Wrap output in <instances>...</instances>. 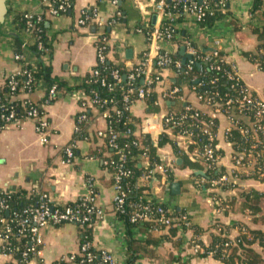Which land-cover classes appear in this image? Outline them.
Returning a JSON list of instances; mask_svg holds the SVG:
<instances>
[{
  "label": "crops",
  "instance_id": "obj_1",
  "mask_svg": "<svg viewBox=\"0 0 264 264\" xmlns=\"http://www.w3.org/2000/svg\"><path fill=\"white\" fill-rule=\"evenodd\" d=\"M156 0H74L71 9L55 17L45 13L43 0H5L7 14L0 27V85L4 79L18 70V63L13 58L16 43L30 62H38L49 66L50 76L61 80L64 88L52 102L45 107L46 118L49 122L47 142L40 141L34 130V123L23 120L18 125L0 127V189H20L25 192V198L37 199L45 195L53 205L73 203L89 194L88 181L94 191L92 204L102 211L101 216L92 227L91 243L94 248L107 251L112 257V264H123L125 244L123 227L112 209L114 194L110 173L102 166V139L96 132L104 131L106 120L95 108L89 109L91 121L87 127V138L77 140L75 154L69 164L62 163L63 148L73 138L76 127V117L82 110V102L86 96L78 91V86L84 77L96 64L95 42L99 37L107 38V60L123 63L133 67L141 61L143 53L150 50L154 56L157 52L177 55L181 64L191 58L188 49L183 46V40L188 39L195 49L210 50L213 40L220 41V50L226 64L235 68L240 81L247 89L264 101V70L258 63L250 60L246 53L257 50V39L251 32L252 27L264 24L261 10L251 14L253 0H230L228 10L237 25L231 24L230 18L223 19L209 28L193 22L190 17L175 22L176 35L173 42L158 43L157 50L149 46L147 35L143 28H151L156 22L152 6ZM96 8L100 21L111 17L115 24L111 27L91 24L86 27L76 26V20L81 11ZM119 14H116V13ZM24 13L43 14L45 20L48 48L36 56L30 50L32 44L30 35L18 26L15 19ZM120 15L121 20L117 17ZM143 25V26H142ZM142 29L141 32L138 30ZM105 31L108 36L105 35ZM24 45V46H23ZM185 58V62L182 60ZM161 83L153 88L156 96V111H150L145 100L133 102L129 114L137 123L135 134L141 132V123H148L147 134L155 139L160 134L162 117L170 112H178L185 105L208 116L213 110L199 101L188 86H177L176 74L170 69L161 70ZM177 88L180 99H164L163 91ZM45 85L38 83L30 98L42 103ZM215 138L220 149L218 170L229 172L231 167L232 144L225 137V130L230 126L224 116L217 114ZM168 133V132H167ZM173 138L172 135H169ZM176 136H174L175 138ZM173 138V139H174ZM180 147H186V138H176ZM163 165L169 167L173 179L164 183V175L158 186L157 196L173 213L181 211L188 222L201 228L208 227L216 218L220 223L234 225L240 223L248 227H256L250 222L246 212H242L237 191L240 189L264 190V182L253 179L231 180L236 188L224 190L214 189L215 194L235 201L227 214H218L204 185L200 184L196 174L188 167L180 166L182 159L175 155L171 146L163 145L156 150ZM179 159V162H176ZM140 182V181H139ZM32 195V197H30ZM264 230V225L260 226ZM143 225L133 230L134 236L143 238L149 231L141 230ZM77 226L64 223L61 225H45L41 229L42 245L40 256L44 264H51L68 253L77 251L79 235ZM236 234V229L230 230ZM152 234L159 236L160 232ZM180 243L174 246L159 236L153 246L157 257L154 261L147 257H139L137 264H166L169 256H179L186 264H223L213 257L199 258L191 252L189 241L190 230L178 228ZM203 241L206 236H202ZM94 264V263H93ZM174 264V263H171ZM177 264V263H176Z\"/></svg>",
  "mask_w": 264,
  "mask_h": 264
},
{
  "label": "trees",
  "instance_id": "obj_2",
  "mask_svg": "<svg viewBox=\"0 0 264 264\" xmlns=\"http://www.w3.org/2000/svg\"><path fill=\"white\" fill-rule=\"evenodd\" d=\"M73 1L74 0H68V7L63 13L71 9ZM219 2L221 1L212 0L208 4L207 8L204 9V15L200 21V25L209 27L224 18H230L232 26L237 29L236 22L228 10L230 0H223L224 4L222 7L218 4ZM51 6H55V4L52 3ZM222 9L223 11H220ZM259 10H261L262 19L264 21V0H253L251 14H254L255 11ZM182 18V14L177 17L178 20ZM15 19H17L20 28L25 26L23 14L18 15ZM117 19L118 21L121 20L120 15ZM32 23L34 24L33 32L34 34L36 33L39 38L35 40V43H32L29 48L37 56L42 54L43 51L36 50V43L40 42L43 48H48V39L45 34V20L33 21ZM148 29L150 28H143L144 31ZM251 32L256 36L258 42L257 49H264V24L252 27ZM105 35L108 36L106 31ZM16 46L15 51H20L21 48L19 47V43H16ZM209 51L210 50L207 49L204 51L196 49V52L198 53L197 55H204ZM246 56H248L250 60L256 61L259 68L264 70V53H246ZM170 57L172 60L177 59L180 61V58L177 55H170ZM210 66H218V69L211 68ZM28 67L29 66H25V68L29 69ZM134 67L135 66L126 67L123 63H115L106 59L102 64L96 67L98 71L97 77H93L88 73L82 82L75 88L84 90V93L90 98L94 96H97L100 99L112 98L114 105L119 109L120 104L118 102L121 94L125 89L130 86H136L139 82L138 80L132 82L126 78H121V81L117 82L111 78L110 73L113 70H117L121 76L125 75L126 77ZM165 68H170L176 74L177 86L185 84L190 89L194 88V94L207 92L213 97L210 107L215 108L217 106L223 110L224 113L226 111V115L232 117L235 125L231 127L225 137L232 144L234 149L249 150L252 148L253 141L250 137H245L244 131L251 123L253 124L254 120L251 111L244 110L243 112H238L240 106L237 104V100L241 97V94L238 85L227 78L226 72L229 70V65L222 64V62L218 61V58L208 57L206 61H202L197 59L196 56H191V58L184 64H181L179 68L175 67L173 63H169ZM31 75L34 85L41 81L44 82L46 88L55 85L58 90L57 94L64 90V88H67L63 81L51 77L49 66L42 63L35 65ZM14 78L20 81L23 79L20 75H16ZM100 80H103L106 85L110 84L111 89H108L107 86H100ZM212 80L213 82H211ZM7 81L8 79L5 78L0 85V96L4 101L8 100L9 97ZM144 93L145 97L143 100L148 104L150 111H156L157 107L154 103L156 96L152 91V87L144 88ZM226 100H230L231 104L229 108L225 109L224 102ZM34 103L37 105L41 104L37 102ZM8 104L14 106L17 117L23 116V108L18 100L10 101ZM96 108L99 111L107 109L109 110L110 115L107 120L109 121L111 134L106 133V136H102L101 138L103 151L105 152L103 157L100 156L102 166L110 173L112 182L114 177L113 174H115V169L118 163L121 164L122 171L128 172L126 176H121L119 180V183L125 192L126 212L131 211L132 208H135L138 204L141 205V209L147 207L150 212V218L142 223L143 228L141 230L145 231L146 228H149V231H146L147 234L143 238L134 236L133 230L139 228V226H135V224L128 221V213L117 214L123 227V239L125 244V257L123 264H137L136 262L141 256H145L154 261L157 258L155 257L157 254L153 250V246L157 243L159 236L167 241H171L174 246L179 245L180 237L178 236V227L174 225L177 222L171 221L170 224L166 226L164 222L158 218H160V216L167 218L169 214L166 212L163 214L156 212L158 207L157 204L153 201H147L144 198V196L149 195L152 191H155L158 188L162 175L156 173L153 177L149 178L147 183L140 184L139 179L141 176L145 175L149 169V166L141 161V157L145 154L149 163H158L159 157L156 154L157 148L163 145H169L171 146L173 153L182 159L180 166L188 167L193 171L197 169L201 170L202 164L194 158L193 150H200L204 144V136H202L198 127H208L210 119L208 118V115L201 112L195 117L193 115L195 109L186 111V117L183 120L182 127L192 131L196 143L189 144L186 147H180L174 138L179 129L178 127L172 126L168 131H163L158 134L154 145L153 139L149 134H135L134 125L127 123V119L135 120L131 115H128V113H125L120 117L115 116V113L110 110V104L105 106H99L96 104ZM89 111V109L84 111V115L86 116L85 120L76 122L78 129L73 134L76 141L87 138V127L91 121V114ZM184 111L185 107H182L180 111L170 113L177 117ZM212 123L213 125H210V130L212 133H215L217 120L212 119ZM258 123H263V121L259 120ZM112 133L115 134L114 139H112V142L116 145L115 148L107 145V141L111 138ZM125 133L126 135H124ZM169 135H172L174 139ZM256 138L258 140L257 146L253 151H260L264 146L261 134L256 132ZM213 143L217 145L216 138ZM73 153L75 154V149L73 150ZM214 153L218 157L221 156L220 149L217 147H215ZM120 157L123 159L122 163L119 161ZM105 161L107 163L106 165H104ZM263 163L264 159L261 157L254 163V167L251 169L246 171H236L235 175L237 176V179H253L259 182H264V176H260V171L264 167ZM222 173L223 171H219L217 165L213 171H206L204 176L207 179H211L220 176ZM164 178V183L173 179L169 168H166ZM204 187L209 190V195L212 197L214 208L219 211L218 214H227L235 199L227 197H224V199H218L219 197L215 194L214 189L210 188L208 184L204 185ZM228 188H236V183L230 181L223 186V189ZM30 197H32V195ZM237 197L242 212L247 213L250 222L256 227H248L240 223L227 225L220 223L217 218L206 228H201L190 223L185 225L181 222L179 228L191 231L189 246L196 248L195 253H193L195 257H213L223 264H264V230L260 227L264 225V190L240 189L237 191ZM0 199H2L7 206L5 210H0V216L6 219H10V213L12 211H16L19 214L21 213L20 217L22 218L23 208L27 205H33L36 202L35 197L26 199L25 192L20 189H0ZM78 201H80V199L75 202ZM67 205H71V203ZM181 215H183L182 212L178 211L173 213L172 216L180 217ZM95 222L96 219L92 217L89 222L84 223L78 229L79 243L83 241L91 242L92 227ZM10 226L19 227L18 219H14L13 222L10 223ZM27 227H32V225ZM154 228L158 230L157 232H160L159 236L152 234L153 232H156L153 231ZM232 228L236 229V234L234 235L230 232ZM203 235L206 236L205 241L202 239ZM94 260L96 261L97 258ZM186 261L188 260H183L179 256H169V258L165 260L166 264H186Z\"/></svg>",
  "mask_w": 264,
  "mask_h": 264
},
{
  "label": "built area",
  "instance_id": "obj_3",
  "mask_svg": "<svg viewBox=\"0 0 264 264\" xmlns=\"http://www.w3.org/2000/svg\"><path fill=\"white\" fill-rule=\"evenodd\" d=\"M113 3L115 0H111ZM212 0H156L152 6V11L154 12L157 22L148 30L145 31L149 46L157 50L158 43L162 42H173L176 29L175 22L177 21V17L182 14V17L185 16L190 17V19L200 24V21L204 15V9L207 8L208 4ZM218 4L222 7L224 2L220 0ZM45 5V13L49 17H55L57 15L62 14L65 9L68 7V0H43ZM52 3L55 6H51ZM180 9V11H179ZM220 11H223L220 10ZM116 14H119L118 12ZM23 18L25 20V26H23L24 31H26L30 37L31 42L35 43V40L39 38V36L33 32L34 24L33 21H40L44 19L43 14H32V13H24ZM227 19V18H224ZM223 20V19H222ZM221 21V20H220ZM219 22V21H218ZM217 23V22H216ZM76 26L78 27H86L91 24L101 25L105 27H111L115 24V18L111 17L104 21H100L97 16L96 8H91L87 10L81 11L79 18L76 20ZM203 28H209L207 26H202ZM139 32L142 29L138 30ZM183 46L188 49V53L190 56H196L197 59L202 61H206L208 57L218 58V61L222 62V64H226L224 60V55L220 50V41L218 39L213 40V46L210 51L204 55H197L196 49L193 47L190 40H183ZM24 46V45H23ZM22 47L20 51H15L13 53L14 60L18 63V70L12 74L7 76V88H8V100H3L0 96V127H4L6 125H18L22 123L23 120H29L34 123V130L39 135L40 141L45 143L47 142L46 136L49 133V122L46 118L45 107L48 106L52 100L57 95V89L55 85H51L49 88L45 89L44 98L40 105L35 104L30 96L34 91L35 87L38 85H34L32 81V71L34 70L37 62H30L26 53L22 52ZM37 51H45L40 42L36 43ZM107 38L105 36L99 37L95 42V51H96V64L93 69L89 71V74L93 77H97L98 71L96 67L102 64L107 59ZM264 53V49H257L256 52L252 54H260ZM256 62V61H254ZM173 63L175 67L179 68L181 66V62L177 59L172 60L170 55L165 52H157L154 56L151 55L150 50L148 52L143 53L142 59L138 62L133 70L125 77L121 76L117 70H113L110 73V76L113 80L119 82L121 78H126L129 81L138 80L139 84L136 86H130L125 89L121 94L119 104L120 108L118 109L116 105H114V101L112 98L109 99H100L97 96L89 97L84 93V90L78 89L79 92L83 93L86 96V100L82 102V110L76 117V122H81L86 119L84 115V111L86 109H97L96 104L99 106H105L110 104V110L115 113V116L120 117L121 115L128 113L129 109L133 102L137 100H143L145 97L144 88H153L161 83V70L165 69V67L169 64ZM257 63V62H256ZM39 64V62H38ZM25 66H29L25 68ZM211 68L218 69V66H210ZM227 78L232 82H235L239 87V92L241 97L237 100V104L240 106L238 112L251 111L253 117V124L251 123L248 128L244 131L245 137H250L252 139V148L249 150L246 149H234L231 155V167L229 168V172L222 173L220 176L207 179L205 176L199 178L200 184H208L212 189L224 190L223 186L226 185L233 179H237L235 175L236 171H246L254 167V163L263 157L264 159V146L260 151H253V149L257 146V138L256 132L260 133L262 136V140L264 143V101L257 96L253 95L247 87L240 81L235 68L229 65V70L226 72ZM20 75L22 76V80L15 79L14 76ZM96 81V79H95ZM213 82V80L211 81ZM44 85V82H39ZM100 86H107L108 89H111L110 84H105L103 80L99 81ZM194 93V88L190 89ZM164 99H180L179 92L177 88L167 89L163 91ZM197 99L201 101L206 107L213 110L212 115L208 116L210 119L208 127H198V130L204 136V144L202 145L200 150H193L194 158L201 162L202 171L204 174L206 171H213L215 166L218 165L219 157L215 155V145L213 141L215 140V133H212L210 130V125H213L212 119H216V115L220 114L225 117L230 126L225 130V136L230 131L231 127L235 125L232 117L226 115L217 106L215 108L210 107L211 101L213 99L207 92L202 94H195ZM18 100L21 107L23 108V116L17 117L15 114V108L13 105L8 104L10 101ZM231 104L230 100H226L224 102L225 109L229 108ZM185 111L180 113L177 117L172 115L171 113L165 114L160 122V132L168 131L172 126L178 127V132L175 135V140L178 143L177 137L186 138L189 144H195L196 140L193 138V133L189 129L182 127L183 120L186 117V111L193 109L189 105H185ZM106 120V128L104 131L96 132V136L102 138V136H106V133L111 134V129L109 127V121L107 118L109 115V110L105 109L100 111ZM200 114V111L194 110L193 115L197 117ZM259 120L263 121V123H258ZM127 123L133 124L135 128H137V123L132 119H127ZM141 132L147 133L149 127L147 121L141 123ZM77 126L75 127V131L77 130ZM126 135V133L124 134ZM115 134L112 133L111 138L108 139L107 145L109 147L115 148L116 145L112 142ZM76 140L74 137L70 140V142L63 148L62 152V163L69 164L71 163L74 154L73 150L75 148ZM179 144V143H178ZM119 161L122 163L123 159L120 157ZM141 161L149 166L147 173L139 179L140 184L147 183L150 177H153L154 174L165 175V171L167 167L162 164V161L159 159L158 163H149L148 158L145 154L142 155ZM106 161L104 165H106ZM264 165V163H263ZM170 169V168H169ZM128 172H124L121 169V164L118 163L115 169V174H113V189L114 194L112 198V209L116 214H125L128 213V221L135 226L143 225V221L150 218V212L147 207L141 209V205L138 204L135 208H132L131 211L126 212L125 208V192L122 186L119 183L121 176H126ZM260 176H264V167L260 171ZM89 194L80 199L78 202H73L71 205H53L49 199L45 195H40L36 202L33 205H27L22 210L23 217L21 218L20 214L16 211H12L10 213V219H6L0 216V264H44L41 260L40 256V247L42 245V234L41 229L45 225H61L64 223H70L77 228H80L84 223L89 222L92 217L96 220L101 216L102 211L96 209L92 204V199L94 195V191L92 188V184L88 181ZM157 190L152 191L149 195L144 196L147 201H153L157 204L156 212L163 214L164 212L168 213L169 216L166 218L164 216H160L159 220H162L164 224L167 226L171 221L177 222L174 225L178 228L180 227V223H184L188 225L189 222L184 215L180 217H173V212L165 206L162 199H159L157 196ZM218 199H224L223 196H218ZM7 206L0 199V210H5ZM216 213H218V209H215ZM14 219H18L19 227H11L10 223L13 222ZM119 220V218H118ZM121 224V220H119ZM32 225V227H27ZM149 229V228H148ZM153 231H158L155 228ZM191 252L195 253L196 248L190 247ZM97 260L95 261L94 259ZM111 255L102 249H96L93 247L92 243L89 241H83L79 243L77 251L68 253L64 257H61L59 260L51 264H112Z\"/></svg>",
  "mask_w": 264,
  "mask_h": 264
},
{
  "label": "water",
  "instance_id": "obj_4",
  "mask_svg": "<svg viewBox=\"0 0 264 264\" xmlns=\"http://www.w3.org/2000/svg\"><path fill=\"white\" fill-rule=\"evenodd\" d=\"M169 1V0H168ZM6 14H7V7H6V3L5 0H0V27L3 25L5 18H6ZM186 60L185 58L182 60V63H184ZM180 160L177 159L176 162H179ZM196 174H199L201 176H204V173L202 171H198L196 172Z\"/></svg>",
  "mask_w": 264,
  "mask_h": 264
}]
</instances>
